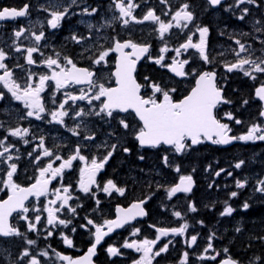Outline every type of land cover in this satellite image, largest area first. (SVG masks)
I'll use <instances>...</instances> for the list:
<instances>
[{"label": "flooded vegetation", "instance_id": "flooded-vegetation-1", "mask_svg": "<svg viewBox=\"0 0 264 264\" xmlns=\"http://www.w3.org/2000/svg\"><path fill=\"white\" fill-rule=\"evenodd\" d=\"M69 2L70 0H0V9H3L4 7L20 8L26 3L31 5L28 16L20 17L16 20L0 21V48H3L8 52L9 55L6 58L5 63L13 70L14 78L18 83L24 84L29 72L35 74L33 78L37 82L39 75H50V70L42 64L41 61L49 56L55 57L58 52L61 56L66 55L72 57L78 67L89 68L96 74L99 82L105 83L106 86L114 87L115 78L112 77L111 74L115 70L117 54L111 53L106 64L92 65L89 60V55L91 53L85 52V49H88L92 44L98 42L105 44V46H110L112 37H116L121 41L132 39L137 43L150 45L149 51L153 57L160 55V49L162 47L171 46V50L164 53L166 62L170 63L172 57L176 55V53L173 56L171 55V52L173 51L172 49L185 42L187 35L189 34L193 36V42H198L199 33L196 32V26H207L209 28V34L207 37L208 52L210 56L217 57L213 64H205L199 58L195 49H189L187 52H183L180 57V59L189 60V64L185 66V70L189 75L177 78L166 67H161L160 65L155 64L152 60L142 57L137 62L136 71L134 73L137 81L142 85L155 82L168 89L175 88L177 91L172 95L174 99L179 100L187 95L195 85L196 76L192 74L193 69H196L197 72L215 70L217 72L218 84L224 88V95L227 99L232 101L231 104H221L216 109L217 118L223 123H228L232 128L230 135L239 136L246 133L247 128L253 123L264 124V117L259 116L261 102L255 97V89L261 83H264V74H257V79L252 80L251 78L243 76L240 72L227 73L221 63V61L232 62L235 60V56L231 51L238 47L235 44V39L241 40V42L246 45H251L254 49V54L257 57L264 53V45L260 43L261 40H264V33H257L254 31L255 27L260 26L256 25L254 23L255 21L260 20L262 24H264V0H257L259 7L256 5H243L242 7L249 6L248 8L250 9L249 15L246 16L243 21L237 19L241 13L240 9H237L234 6L231 10H228V14H224L226 11L225 9H227L229 5H234V0H224L222 1L221 6L214 8L208 6L206 0H168V4H162L160 0H133L134 3L140 5V7L134 10V15L137 16L138 19L142 18L149 8L154 9L156 14L160 15L163 8H168L174 12L180 4L185 2L190 4V10L194 12L196 17L195 23L190 24L189 28L184 29L183 32L174 27L165 34L163 39H161L155 31L154 26L156 24L152 21H145L143 23L130 22L128 26H123L121 21L114 20L113 17L118 16L119 13L112 5V0H78V6L74 5L70 8L69 14L61 21L60 26L56 29H52L47 24V20L50 18L49 14L42 10L41 5L44 7H55L57 4L64 5ZM154 3H158V6L154 5ZM84 6H87L90 9L95 7L98 11L92 16L80 15L79 13ZM220 14L222 15L219 16ZM102 20H110L112 22L111 26L101 28L99 33L93 29L91 31V39L86 40L81 44H76L69 38L72 33L85 37L89 36L90 30L88 25L92 24L96 28H99ZM219 21L225 25V29L217 27V22ZM242 23L243 25L240 26ZM20 27H24L28 29V31L17 40V43L22 45V49L20 52H16L13 46V40L16 39L13 35V30L19 29ZM40 31H44L45 38L38 45L40 51L33 53V58L36 63L28 65L25 60L26 51L24 49L30 46H37L32 37V32L38 34ZM244 33H249V35L245 36ZM256 37H259V39H256ZM126 51H131V49H126ZM221 52L225 53V55L219 56V53ZM16 65H22L23 67H16ZM2 74L3 70H0V75ZM145 77H149L150 80L145 81ZM54 88V83L49 82L45 91L41 93L42 102L46 107V112L41 114L43 117L41 120H37L35 117H28L21 120L19 117L26 113L23 102L14 100L11 97V94L7 92V89L4 88L3 83H0V91L5 93V98L0 100V124H3V128H0V139L7 135L6 129L9 127L21 126L29 128V134L24 137V139L29 141L28 144H25L20 138L10 136L6 141V143L15 146L13 149H10V154L14 157L13 162L17 163V172L14 175L16 183L20 184L22 187L30 186L35 182V177L38 175V168L44 167L49 162L47 157H42V161L38 164L35 162V156L39 154V150L33 153L32 156L28 155V153L32 152L33 148L39 143V137L41 136L45 139V146L53 150L56 155H60L63 158H67L71 155L79 144L81 147V155L88 158L89 161L94 155L100 158H102L103 155H106V148H98L97 145H104L106 143L110 148L111 144L116 143L119 145L118 149L113 153V156L109 159L105 168L97 173L96 179L101 188L108 179H112L118 186L126 188V192L123 196L115 192L108 195L103 191L97 190L96 185L92 186V190L96 194L95 198L89 194L81 192L78 187V181L80 179V169L85 166V161H80L79 159L73 161L72 168L65 169L61 178L53 180L49 185L50 191L51 189L59 188L62 185L71 186L70 192L73 199L69 201V205L75 207L77 212L76 214H73L68 212L67 209H64L58 214L61 219L71 221L67 227L72 224L86 223L84 219L85 217L93 219L96 223H102L105 219H115L117 205L122 208H128L134 201L147 197L148 199L144 205L147 215L142 219H136L133 222L128 223L130 225H126L121 230L116 231L109 237L105 238L101 244L97 246L96 255L100 249L105 251V254L108 255L106 249L109 245H113L119 248L121 253L131 252L133 259H129V264H132L133 260L138 259L140 254L133 249L123 248L122 245L125 241L117 243L115 242V238L112 242L108 241L111 236L124 230H126V234H131L133 229H140L138 224H147L151 233V236L147 239H155L157 233L155 228L150 227V225L163 224V226L157 227L171 228L179 227L180 224L186 222L189 227L186 229L184 235H170L168 237H163V240L158 241L157 245L154 246V250H158L159 247H163L165 243H168V241L171 240L172 243L169 245L168 251L171 248L177 250L178 256L176 264L180 262L184 252L189 253L187 264H218L221 260L225 259L226 255L230 256L229 254L225 255L224 252H221L224 249L222 243L217 242L219 239L216 232H219L220 228H228V224H234L229 218H231L233 213L245 211L242 209V204L245 201H247L250 206L253 205L256 209H259V207L260 210L264 209V194L254 191L258 179L264 178V141L237 140L227 145H218L204 141L202 145L210 147L211 156L203 157L202 159L215 166H206L205 169H213L214 171L205 173L196 172L194 175L190 174L194 180V187L191 192H181L169 199L166 190L163 189L160 184V188H154L156 193H150L146 196H137L135 192L136 174L133 172L136 171L137 163H144V165H147V167L139 171L144 174L145 172H148V169H151L150 166L154 151L155 153H160L161 150L164 151L162 153L163 158V156L168 154V151L171 149L164 145L157 148H141L138 142L134 139V134L131 130H129L128 133H125L124 130L119 127L118 120L126 117L133 128H138L139 121L135 118L134 113H120L117 115L116 119L112 120H109L107 117L101 118L96 116H84L74 119L75 111H78L80 108H85L86 111L88 110L87 101H77L75 104L69 102V105L66 106L69 115L63 118L67 127L56 122H50L51 116L48 113L58 107L59 102L64 99L65 91L61 90L56 92L57 102L56 105H53L52 100ZM81 88L87 90V85H72L66 90L71 91L74 94H79ZM141 94L151 95V89L147 87L142 88ZM245 99L248 100V104L246 105L243 104V100ZM94 103L99 107L98 101ZM227 112H232L234 116L243 121V123L236 124L234 120H228L225 116V113ZM81 122L86 124L87 128L80 129V136L73 135L68 129L74 128ZM92 132L96 133L94 141H86L83 139L85 135L91 134ZM111 132H115L116 135L109 136V133ZM243 145L250 146L251 153H254V151L256 152L253 148L260 149V155L254 157H249L247 155H231L235 149L239 150L241 148L240 146ZM196 146L197 145L191 148ZM124 147H128L130 152L125 153L123 151ZM141 156L144 157L143 160L139 158ZM15 157H19V159H15ZM240 160H243L245 163L240 169H236L234 165ZM59 163L60 161H55L53 158L54 167H58ZM165 169L167 170V168ZM220 169H224V172H221V174L217 176L216 172L220 171ZM131 170L132 174L129 173ZM6 171L7 166L0 164V176H3ZM229 172L232 173L231 176L228 175ZM162 176L163 178L166 177L164 175ZM180 176L177 181L180 179ZM237 179L247 181L246 186L243 189L236 188L235 181ZM131 180H134V183H131ZM129 184H132V187L127 189ZM210 184L212 187H209ZM157 185H159L158 182ZM0 189H3L0 190V200L7 199L8 190L4 188L2 183H0ZM232 191H237L239 193L238 196L229 198ZM203 194L206 195L203 196ZM52 198L54 197L51 195L39 198L29 196L28 201L25 203L30 209L35 207L42 209L44 204ZM97 199L100 201L99 205L96 203ZM225 201H227L235 211L231 216H223L225 217V220L220 224L218 219L223 217L220 216L219 213L225 207ZM190 202L195 204L197 209L195 212H213V216L210 217L211 224H207L209 227L204 228L205 230H201L199 215L188 210V204ZM173 211H180L183 218L174 217L172 214ZM36 214L37 213L35 212H30V219L34 220ZM39 214L42 216V222L37 224V228H41V231L49 232L52 229V233H58L59 231L62 233L64 229L67 228L63 225H57L55 227L49 226L46 223L47 213L41 212ZM9 222L18 227L20 231H23L24 227L27 229L26 223L20 221L17 218L16 213H13L9 218ZM213 233L215 234L211 241L213 248L207 253H204V249L209 243L208 238ZM193 235L197 236V241L189 247L188 242H190V238ZM7 238L10 240L17 239V237H0V239ZM92 239L93 237L91 236V242ZM126 240L131 242L132 240L138 239L132 238ZM216 244L220 245L217 249H215ZM64 245L77 252V254H67L72 258L79 256L90 246L89 244L84 249L79 250L74 249L73 246L69 247L65 243ZM217 252L219 255L215 260H212L211 257L216 256ZM96 255L93 260L98 264L95 261ZM161 255L163 256L165 253H162ZM202 255L204 257L203 259L200 258ZM17 256L19 257V255ZM160 256L154 259L153 264H158ZM231 257L239 261L235 256L231 255ZM246 257V255L243 256V260H246ZM244 262L245 261H242L240 264H245ZM58 264L64 263L59 259Z\"/></svg>", "mask_w": 264, "mask_h": 264}, {"label": "snow or ice", "instance_id": "snow-or-ice-1", "mask_svg": "<svg viewBox=\"0 0 264 264\" xmlns=\"http://www.w3.org/2000/svg\"><path fill=\"white\" fill-rule=\"evenodd\" d=\"M162 4H168V0H160ZM208 6L216 7L222 5V0H206ZM256 5L257 0H234V5H229L226 11L231 10L234 6L240 9V15L237 19L243 21L246 16L249 15L250 9L248 7H242L243 5ZM74 5L78 6V0H70L69 3L55 7H44L41 5L43 11L48 12L49 19L47 24L56 29L60 26L61 21L69 14L70 8ZM112 5L119 15L114 16V20L122 22L123 26H128L130 22L143 23L145 21H152L157 25L155 29L158 32L159 37L163 39L165 34L172 28H178L181 32L184 29L189 28L190 24L195 23V14L190 10V4L185 2L172 12L171 10L164 12L165 16L170 15L171 19L165 21L161 19L160 15L156 14V11L149 8L142 18H137L134 15V10L140 7L133 0H112ZM30 4H24L20 8L16 7H4L0 9V21L16 20L20 17H26L29 15ZM62 9V10H61ZM98 9L87 6L82 8L80 15L92 16L97 13ZM76 14V13H73ZM110 20H102L99 28L89 24L90 30L89 36H81L76 33H72L69 37L76 44H81L86 40L91 39V31L94 29L97 33L101 28L110 27ZM259 27H255L254 31L257 33H264V24L260 20L254 22ZM28 31L24 27L13 30V35L16 39L13 40V46L16 52H20L22 45L17 43V40ZM196 32L199 33V41L193 42V36L187 35L185 42L181 43L178 47L172 49L176 55L172 57L170 63L165 60L164 53L169 51L167 46L160 49V55L153 57L149 51L150 45L141 44L133 41L132 39L123 40L116 37L111 38V45L105 46L102 43H94L85 52L91 53L89 60L92 65L106 64L110 58L111 53H116L115 70L112 72V77L115 78V86H106L105 83L99 82L96 74L89 68L78 67L76 62L70 56H61L60 53H56L55 57L49 56L42 60L44 64L51 72V74L39 75L38 82L34 80V73L29 72L24 84L18 83L14 78V73L11 68L5 63L8 57V52L3 48H0V70H3V74L0 75V83H3L7 92L11 94V97L16 101H22L26 110L25 115L19 117L23 120L28 117H35L37 120H41L42 113L46 112V107L41 99V93L45 91V88L49 82H53L55 88L53 90V105H56L57 97L56 92L64 91V99L61 100L54 110L48 114L51 116L50 122H56L65 127L64 117L69 115L68 108L69 102L75 104L77 101H87L88 110L80 108L75 111L74 119L84 116H96L107 117L109 120L116 119L120 113H127L135 115V118L139 121L138 128H133L128 122L126 117L118 120V125L128 133L131 130L134 134V139L138 142L141 148H157L161 145L168 146L177 154H181L187 151L189 148L202 144L204 141H210L213 144L227 145L233 141H264V124L253 123L247 128V132L239 136L230 135L232 128L228 123H223L217 118L216 109L221 104H231L232 101L227 99L224 95V88L218 84L217 72L215 70H205L197 72L196 69L192 70V74L196 76L195 86L191 88L190 92L182 99L176 100L173 97V93L177 90L175 88H165L159 83L152 82L150 84L142 85L139 83L134 75L136 71L137 61L142 57L152 60L155 64L161 67H166L171 73L177 77H186L189 73L185 70V66L189 64V60L180 59L183 52H187L189 49H195L199 55V58L205 64H213L217 57L210 56L208 52L207 37L209 34V28L207 26H196ZM223 34V33H222ZM245 36L249 33H244ZM32 37L37 46H30L24 49L26 51L25 60L28 65L35 64L36 61L33 58V53L39 52V43L45 38L44 31H40L38 34L32 32ZM259 39V37H256ZM260 43L264 45V40ZM237 48L232 49V53L235 56V60L232 62L221 61L224 69L227 73L240 72L243 76L257 79V74H264V53L257 57L254 54V49L251 45L242 43L241 40L235 39ZM131 49V51H126ZM225 53H219V56H224ZM16 67L22 68V65H16ZM145 81H149V77L144 78ZM72 85H87V90L80 89L79 94H74L66 89ZM150 88L151 95H142V88ZM255 97L261 102V109L259 112L260 117H264V83H261L255 89ZM5 98V93L0 91V100ZM99 102V107L94 102ZM243 104H248V100H243ZM228 120H234L236 124H241L243 121L237 119L232 112L225 113ZM0 128H3V124H0ZM86 129L87 125L83 122L77 124L74 128L68 130L75 136H80V129ZM7 135L0 139V164L7 166V171L0 176V183L4 188L8 190V197L5 200H0V237H20L27 245H34L36 241L27 237L24 232L9 222V217L16 213L17 218L20 221H24L27 225V231H37V224L42 222L41 212L47 213V225L57 226L63 225L67 227L71 223L70 220L61 219L59 213L67 209L68 212L76 214L77 209L69 205V201L73 199L70 188L71 186H61L59 188L49 189V185L53 180L61 178L65 169H70L73 166V161L79 159L85 161V166L80 169V179L78 181V187L81 192L91 195L95 198V192L92 190V186L96 185L97 190L111 195L112 193H118L123 196L126 192V188L120 187L112 179H108L101 188L97 183V173L101 172L109 159L113 156V153L118 149L119 145L116 143L111 144L110 148L105 143L104 145H97V147H105L106 155L102 158L92 156L90 161L85 156L81 155V147L78 144L71 155L67 158H63L60 155H56L53 150L45 146V139L43 136L39 137V143L33 148V151L28 153L32 156L33 153L39 150V154L35 156V162L38 164L42 161V157H47L49 162L44 167L38 168V175L35 177V182L28 187H22L14 180V175L17 172V163L13 162L14 157L10 154V149L15 146L10 143H6L8 137H17L23 140L25 144L29 141L24 139L29 134V128L27 127H9L6 129ZM115 132L109 133V136H115ZM96 133L85 135L83 137L86 141H94ZM123 151L129 153L130 149L124 147ZM53 158L55 161H60L58 167H54ZM141 160L143 156L139 157ZM19 159V157H15ZM165 166H171L169 156L165 154L162 158ZM245 162L243 160L235 163L234 167L240 169ZM210 167V166H209ZM180 171L179 166L175 169ZM224 169L216 172L219 176ZM232 175L231 172L228 173ZM246 180L237 179L235 185L237 189H243L246 186ZM194 186V180L192 175H181L179 183L166 189V194L169 199L175 196L177 193H189ZM209 187H212L210 184ZM3 190V189H0ZM254 191L260 194H264V178L258 179ZM237 191H232L229 198L238 196ZM51 195L52 199H49L43 208L35 207L30 209L26 205L29 196L48 197ZM148 198L134 201L128 208H122L117 205L116 218L105 219L102 223H96L93 219L85 217L86 223L81 224L80 227L87 230L93 237L90 247L84 256L73 259L72 257L62 255L56 252L55 255L66 264H93L92 257L96 254L97 245H100L105 236L113 232L114 229L123 227L136 217H144L147 215L145 211V203ZM97 205L100 201L96 200ZM58 205V206H57ZM250 208V204L245 201L242 204V209L247 210ZM188 210L191 212L197 211L194 203L188 204ZM235 209L225 201V207L219 213L220 216H231ZM37 213L34 216V220L30 219L29 213ZM173 216L177 218H183L180 211H173ZM199 223L203 224V221ZM155 228L157 233L155 239H143L132 240L129 242L125 240L122 245L123 248L133 249L139 253V258L133 260L132 264H153L156 257L162 253L168 251L171 240L165 243L163 247H159L158 250H154V246L161 240V237H167L169 234L173 236L184 235L186 229H188V223L180 224L179 227H157L156 225H150ZM107 229L105 231L104 229ZM94 229V231H93ZM236 232H240L241 229L237 227ZM76 231L75 228L72 229ZM140 232V229H133L130 235L136 236ZM53 233L49 231L47 236H52ZM214 233L209 236V243L204 249V253H207L213 248L211 243L214 238ZM61 237L64 243L72 247L73 241L70 237L61 233ZM261 241H264V236L256 237ZM197 241V236L193 235L188 242V246L191 247ZM54 251V250H53ZM109 256L120 255V249L109 245L106 249ZM224 253H228V249L225 248ZM40 256L47 257V251H41ZM188 252H184L179 264H187ZM219 255L212 256L211 259L215 260ZM203 259V255L200 257ZM27 260V264H41V260L37 255L32 254L29 248L25 247L19 253V257L13 264H24ZM220 264H240L239 261L233 259L231 256L226 255L225 259L220 261ZM249 264H264V256H254Z\"/></svg>", "mask_w": 264, "mask_h": 264}, {"label": "trees", "instance_id": "trees-1", "mask_svg": "<svg viewBox=\"0 0 264 264\" xmlns=\"http://www.w3.org/2000/svg\"><path fill=\"white\" fill-rule=\"evenodd\" d=\"M249 7V6H248ZM228 14L229 11H225L224 14ZM220 14L219 16H221ZM243 23L240 25L242 26ZM217 27L225 29V25L221 23V21L217 22ZM239 150L235 149L231 154L232 156H259L258 148H253L256 150L254 153L250 152V146H240ZM164 151L161 150L160 153L154 151L152 155L151 169H146L148 172L144 174L139 171L147 165L144 163H137L136 171H133L136 174L135 179V192L137 196H146L150 193H156L154 188H160V184L163 189H168L173 186L178 177L183 174H193L196 172L205 173L212 172V170H206V166L215 167L212 163L210 165L208 161H204L202 158L211 156L210 147L206 145H197L194 148H189L187 151L177 154L173 150L168 151L169 161L171 166H165L162 160V153ZM248 153V154H247ZM179 166L180 171L177 172L175 169ZM168 176L164 177L161 175L162 172L166 171ZM132 174V170L129 172ZM128 173V175H129ZM157 182L159 185H157ZM131 183H134V180H131ZM127 189L132 187V184L128 185ZM206 194H203V196ZM205 199V198H204ZM199 215L200 221H203V224L200 223L201 230H205L204 228H208L211 224V216H213V212H194ZM234 223L233 225L228 224V228H220L219 232H216L218 236V243H222L223 249L227 248L230 256H235L239 260V262L245 261V264H249V261L253 259L254 256H262L264 255V241L256 239V237L264 236V209L260 210L256 209L253 205L250 206L249 209L245 211H239L233 213L231 218ZM220 224H222L225 220V217L218 219ZM199 221V222H200ZM238 224V225H236ZM81 224H72L64 229L62 233L70 237L73 241L74 249H84L91 242V234L80 227ZM156 226H163V224H153ZM140 228V232L135 236H131L129 233L126 234V230L114 234L109 238L108 241L112 242L115 238V242H122L126 239L137 238L138 240L149 238L151 236L150 229L147 224H138ZM239 227L241 229L240 232H236V228ZM75 228L76 231L73 232L72 229ZM52 232V229L50 230ZM24 232L28 238L36 241L34 245H27L25 241L17 237L16 240L0 239V264H13L14 261L17 260L19 253L23 248L27 247L32 252V254L37 255L41 260V264H58L59 259L55 255L56 252L59 253H76V251L69 249L64 245V241L61 237V231L58 233H53L52 236H47L48 231H41V228H37V231L28 232L26 227ZM220 245L216 244L215 249H217ZM54 250V251H53ZM41 251H47L48 256H40ZM221 251V250H219ZM221 252H224L223 250ZM226 255V254H225ZM247 256L246 260H243V256ZM177 250L175 248L169 249L168 252H165V255H161L159 258L158 264H176L177 260ZM129 259L132 258L131 252H124L120 255L109 257L105 254V251L98 250V253L95 257V261L98 264H129ZM242 260V261H241ZM24 264H27V260L24 261Z\"/></svg>", "mask_w": 264, "mask_h": 264}, {"label": "water", "instance_id": "water-1", "mask_svg": "<svg viewBox=\"0 0 264 264\" xmlns=\"http://www.w3.org/2000/svg\"><path fill=\"white\" fill-rule=\"evenodd\" d=\"M222 1H224V0H222ZM217 7V6H216ZM138 62V61H137ZM173 74V73H172ZM174 75V74H173ZM175 76V75H174ZM177 77V76H176ZM177 78H182V77H177ZM195 86V85H194ZM190 92V91H189ZM208 143H210V141H207ZM164 146H166V145H164ZM166 147H168V146H166ZM179 181H180V179L177 181V183H179ZM176 183V184H177ZM194 187V186H193ZM193 189V188H192ZM181 193V192H180ZM178 194V193H177ZM10 218V217H9ZM143 217H136L135 219H133V220H131L130 222H133L134 220H136V219H142ZM129 222V223H130ZM126 225H130V224H125L123 227H125ZM123 227H121V228H118V229H114L113 230V232H111V233H109L107 236H105V238H107V237H109L110 235H112L114 232H116V231H119V230H121ZM105 231H107V229L105 228L104 229ZM104 238V239H105ZM98 246V245H97ZM90 247V246H89ZM88 247V248H89ZM88 248L82 253V254H80L79 256H77V257H81V256H84L86 253H87V250H88ZM62 255H66V256H69V255H67V254H62ZM96 255V254H95ZM94 255V256H95ZM94 256L92 257V260H93V258H94ZM70 257V256H69ZM77 257H74L73 259H75V258H77ZM61 261V260H60ZM63 262V261H62ZM64 264H66V262H63ZM93 264H96L95 262H94V260H93ZM218 264H220V263H218Z\"/></svg>", "mask_w": 264, "mask_h": 264}, {"label": "rangeland", "instance_id": "rangeland-1", "mask_svg": "<svg viewBox=\"0 0 264 264\" xmlns=\"http://www.w3.org/2000/svg\"><path fill=\"white\" fill-rule=\"evenodd\" d=\"M171 1H172V0H171ZM154 5H157V6H158V3H154ZM166 11H169V9H168V8H163L162 11H161V14H160L161 19L163 18L165 21H167V20H169V19L171 18L170 15L165 16V15L163 14V13L166 12ZM156 28H157V25L154 26V29H156ZM157 34H158V32H157ZM158 35H159V34H158ZM168 48H169V51H170V50H171V46H169ZM171 53H172V54H171L172 56L175 54L174 51H172ZM170 58H171V56H170ZM162 175H164V176H168L167 170L165 171V173L163 172ZM170 235H172V234H169V236H170ZM167 237H168V236H167ZM161 240H163V237H161ZM161 240H160V241H161ZM177 264H179V262H178Z\"/></svg>", "mask_w": 264, "mask_h": 264}]
</instances>
